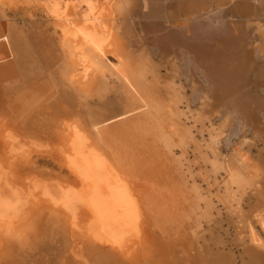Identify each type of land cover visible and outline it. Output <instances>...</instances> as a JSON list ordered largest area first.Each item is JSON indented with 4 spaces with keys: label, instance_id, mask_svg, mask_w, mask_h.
I'll use <instances>...</instances> for the list:
<instances>
[{
    "label": "bare ground",
    "instance_id": "bare-ground-1",
    "mask_svg": "<svg viewBox=\"0 0 264 264\" xmlns=\"http://www.w3.org/2000/svg\"><path fill=\"white\" fill-rule=\"evenodd\" d=\"M255 2L107 0L100 7L99 19L93 21L96 31L105 30L106 37L109 35L104 45L92 38L79 45L78 20L60 23L64 32L68 29L77 38L73 40V35H67L60 46L48 37L46 28L38 27L36 31L33 26L36 31L33 39H38L39 54H43L47 70H40L41 73L32 70V74L21 70L10 47L12 42L6 36L8 31L0 21V82H7V87L20 93L16 102L0 104V142L19 137L30 121V110L35 109L46 117L48 126L56 125L54 130H65L62 126L65 123L90 141L84 151L90 168L86 161H79V147L73 163L85 176L86 183L82 182V188L77 189L71 185L55 189L65 198L68 210L77 209L74 215L57 206L47 209L35 203L32 211L26 210L20 218L11 214L16 207L9 202L0 205V237H9L0 243L1 252L8 254L6 244L11 240L27 243L30 232H25L32 229L33 236L40 223L52 225V231L59 230L63 239L68 236L66 231L71 224L70 239L62 241V264H261L257 250L241 255L238 262L232 248L214 250L209 246L210 243L224 246L226 238L219 229L225 222L236 226L243 222L239 227L241 234L249 219L251 224L254 222L241 207L233 213L234 205L249 197L250 191L258 198L254 218L264 225V88H259L264 87V22L260 21L264 3L259 7ZM141 7L144 10L138 13ZM3 11L0 8V19L5 17ZM230 14L244 18H228ZM107 18L116 20L108 29L103 25ZM78 47L85 53L80 60L94 71L86 82L74 72L81 53ZM109 54L117 62L111 61ZM33 61L32 64L40 63ZM251 71L256 74L257 87H253L259 90L248 88ZM57 72L59 76L53 77ZM39 75L46 77L42 79ZM58 80H69L76 89L84 90L79 97L81 101L92 90L94 95L113 93L119 105L105 112L98 108L85 110L84 106V112L59 107L55 116L56 111L51 113V108L57 100L56 88L61 84ZM14 124L20 129L14 128ZM222 146L229 151L225 153ZM253 147L257 153L251 158L248 152ZM95 177L116 192H132L136 196L135 215L139 220L132 226L138 231L128 234L125 214H129L115 205L111 209L108 205L102 207L99 209L102 215L92 217L91 211L98 207H88L82 199L89 189L100 188ZM1 198L2 193L0 201ZM80 200L84 209H78ZM84 211L89 220L79 223ZM251 226L250 238L257 240L255 225ZM13 229L18 230L13 233ZM205 236L206 241L199 244ZM23 238L24 243L20 240ZM239 242L246 245L245 240Z\"/></svg>",
    "mask_w": 264,
    "mask_h": 264
},
{
    "label": "rangeland",
    "instance_id": "rangeland-1",
    "mask_svg": "<svg viewBox=\"0 0 264 264\" xmlns=\"http://www.w3.org/2000/svg\"><path fill=\"white\" fill-rule=\"evenodd\" d=\"M106 3H107V0H0V8H2L4 10L3 13H5L4 14L5 17L3 19L1 17L0 21H2V23L4 24L6 31H8L6 36L8 37L9 42H12V43H10V45H11L10 47L12 48V50H14L13 53L16 54L15 57H16L18 64H20V66L22 67L21 70L30 72L31 74H32V70L36 73H41V71L46 72V70H47L46 69L47 66H44V64L46 62L43 58L44 56L41 53L39 54L38 39H37V37H36V39H33L36 36V31H37L38 27L43 26L44 28H46L48 37H50V38L52 37V39H55L56 43H58V46H60L62 43V41H61L62 39L64 40V38H66L67 35L69 37H71V35H73V33L69 34L68 29H65V32H64L63 29L60 27V23L65 21L67 24H69L70 19H74L75 21L78 20L80 22L79 26L81 29H80V31L76 32V35L79 36L78 39L75 38L76 37V36H74L75 34L73 35L72 39L73 40L77 39L79 42V45L89 42L90 38L99 42L101 45H104L105 43H107V41L109 39V35L106 37L105 30L103 31V30L99 29L96 31V29H95L96 27L94 26V22H93L94 20L99 19L100 7L102 5H106ZM263 3H264V0L263 1L262 0H260V1L256 0V2H255V4H257V5L259 4L258 5L259 7L261 5H263ZM142 10H144V9L141 7V9L139 10L138 13H140ZM260 12L261 13L263 12L262 13L263 15L260 17V21L264 22V11L260 10ZM230 15H228V18H232V19H235V18L239 19V17L241 16V15H234V14H230ZM232 15L234 18L232 17ZM241 17H243V16H241ZM241 17H240V19L244 18V17L243 18H241ZM64 18H66V19H64ZM41 21H42V24H41ZM44 23H46V24L44 25ZM115 23H116V20H114V19L111 20V19L107 18L106 22H104L103 25L105 28L108 29V27L110 28L111 25L114 26ZM39 24H41V25H39ZM56 24L58 26H55ZM33 26H34V29L36 28L35 29L36 31H34ZM50 32H52V33H50ZM67 32H68V34H67ZM141 33H143V32H141ZM21 41H23V42H21ZM36 44L38 45V47ZM78 50L77 51L81 52V53H80V55H78L79 58L77 59V64L75 65V69L76 68L77 69L74 70V72L79 73L81 81L86 82V81H88V79L92 78L94 71L91 67H89V65L86 61H84L83 59L80 60L81 59L80 57H82L81 55H83L84 50L80 47H78ZM40 55H42V56H40ZM108 57L111 61L117 62V59L114 57L113 54H109ZM32 60H34L33 62L36 61V62H40V63H38V64L33 63L32 64ZM70 62H71V64H74V63H72L73 61H70ZM42 63H43V65H41ZM163 71L165 72L166 68ZM72 72H73V70H72ZM39 76L42 79H43V77H46L43 75H39ZM58 76L59 75L57 72V73H54L53 77L57 78ZM248 78L250 80L248 88L251 89L252 91L259 90L256 88L257 85L254 84L255 78H256L255 72L251 71L248 75ZM59 81L60 80H58V82ZM1 82H0V104L4 103V102H7V103L16 102L17 97L20 93H15L14 88L11 89L10 87H7L5 85L7 82H5V81L2 83ZM59 83H61L60 87L58 86L59 88L58 89L56 88V94L58 92L57 100H56L57 104L55 101V103H54L55 106H53L51 108L52 109L51 113H53V111H56L55 116L58 115L57 110L59 107H62L64 109L68 108V109H71L72 111L75 110L73 112H78L80 110L84 112L85 110H88V108H90V109L91 108H98V109L102 110L103 112H105L106 110L107 111H109V110L111 111L112 109L114 110L119 105V102H116L117 98L115 97V95H113V93H109V94L107 93L104 95H100L101 93L98 92V93H95V95H94V91H92V90H90L88 92L86 91L88 93V97L87 96L84 97L83 101H81V100H79V97L82 96L81 94L83 93L84 90L80 91L77 88L78 91H74L76 89L75 84H72V82H70L69 80L68 81L64 80L63 82H59ZM70 84H72V85H70ZM253 85H255L256 87H253ZM76 86L78 87L77 84H76ZM259 88L262 90L264 87L261 88V86H260ZM97 94H99V95H97ZM77 100H79L78 103H77ZM80 101L82 104L80 103ZM61 103H63V104L60 105ZM79 105H82V107ZM83 106H84L85 110H83L84 109ZM30 113H31V115L29 117L30 121L27 123L28 125L23 126V130L21 131V134L19 137L12 139V141H10L8 138L4 137V139L6 138L8 140H1L2 142H0V143H2V144H0V155H1V157H0V160H1V162H0V195L2 193V196H4V198H1V199H3L2 200L3 204H2V201H0V205L4 206V204L6 205L9 202V205L16 207V208H14V210L12 211L11 214L16 215L18 217H20V216L23 217L24 214L26 212H28V211H26L28 209H30L32 211V205L35 203H39L42 205L41 206L42 208L45 207L47 209H50L52 206H57V207H59V209H61V208H63V210L66 209L65 212L67 214L69 213L71 215L72 214L74 215L73 211L77 210V209L75 208L73 211L68 210V207L65 205V198H63V197H61V195L57 194L56 190L60 189L59 185L67 186V187H68V185H71V187H73V188L76 187V189L80 188V187L82 188V186H83L82 182H85V181H83L85 176L83 175L82 172H80V170H78V168L76 169L74 167V164H73L74 159H75L74 154L76 152V149L78 150V147H79L80 151H81L79 154L77 153L79 161L81 163H84L86 161L87 168H90L89 159L85 157V153H84V151L87 150L85 146L87 144H89L90 141L88 139L86 140L83 138V136H85V135L82 132L74 131L73 129H71L70 126H66L65 123L62 125L65 128V130H62V131L59 129L54 130L56 125H53V123H52V125L48 126L47 125L48 120L46 121V119H45L46 117L43 116L41 114V111H39L38 109L37 110L36 109L30 110ZM6 118H7V116H6ZM71 119L73 120V118H71ZM72 120H70V121H72ZM49 121H51V120H49ZM86 123H87V120H86L85 124ZM66 124H68V123H66ZM16 127H18V126L14 124V128H16ZM18 129H20V127H18ZM58 131H60V132H58ZM59 133H60V135H59ZM88 133H90V132H88ZM225 134L226 133H224L223 135H225ZM62 135H63V137H62ZM7 141H9V142H7ZM230 145H232V143ZM259 146H262V144L260 143ZM235 148H237V147L235 146ZM222 150L224 152L226 151L225 153H227L229 151L228 149H226V147H223V146H222ZM256 153H257L256 147H253V150L251 153L248 152V154L251 156V158H253L255 156L254 154H256ZM14 160H16V161H14ZM12 162H13V164H12ZM18 163H19V165H17ZM88 165H89V167H88ZM71 167H73V168H71ZM13 170L15 173L13 172ZM75 171H77V172H75ZM13 173L15 176L13 175ZM16 173L18 175H16ZM74 173H76L77 175L79 174L81 176H79V175L77 176ZM83 176H84V178H83ZM40 177H41V179H39ZM76 177H77V180H76ZM42 178H44V179H42ZM95 178H96L95 183L100 184V188L93 187V188L89 189L88 193L86 195H84L85 196L84 199H82L83 202H86L85 204H87L88 207H89V205H90V207L91 206L92 207H94V206L98 207L97 210L91 211L92 217H94V216L96 217L97 214L102 215V212L99 210L102 207H107V205H108L109 208L111 209V208H113V205H115L116 209L121 210V211L129 214V215L125 214L126 216H128V220L126 221V225L128 224L127 225L128 227L127 226L125 227L126 228L125 230H127L128 234L130 235V234H133L134 231H138L139 229L137 230L136 227L132 226L136 221L139 220V219H137V216L135 215V213L137 212L135 204H138V199L136 198V196L134 194H132V192H130V194L129 193L125 194V192H123V193L122 192H116L111 187H109L106 183L103 184L100 177H95ZM30 179H32V180H30ZM78 179H79V181H78ZM91 179L94 180L93 178H91ZM43 180H45V181H43ZM54 180H55V182H54ZM38 181H41L43 184L41 185V182L39 183ZM61 182H63V183H61ZM34 184H36L37 188ZM37 184L39 185V188H38ZM49 184L51 186H54V187L51 188V186ZM40 185H41V189H40ZM46 186H50V189H49V187L47 189ZM3 187H5V189ZM11 187H12V189H11ZM39 189H40V192H39ZM61 189H62L61 191L63 192L64 189L63 188H61ZM30 191H31V193H30ZM47 191H49L51 193H49V192L47 193ZM17 192L19 194L18 196H17ZM45 192L47 193L46 196H45ZM141 192H143V191H140V193ZM52 193H53V195H51ZM144 193H146V190L144 191ZM251 193L253 194L254 191H250L249 197H246V199H240L238 201L239 203L237 202L234 205L235 210L233 211V213L236 214V211L238 212V208L241 207L243 209V211L246 212L248 214V216L251 217V219H253L255 222V220L257 221V219L254 218V215H255V213H257L256 209L258 208V206H257L256 202L258 201V198L255 196V193H254V197ZM29 198L31 199L30 200L31 204L29 203ZM32 198L36 201H33ZM54 201L55 202L57 201L56 202L57 204L54 203ZM82 201L80 200V204H78V209H84ZM255 203H256V205H254ZM49 206H50V208H49ZM252 207L254 208V210ZM46 213L48 214V212H46ZM84 213L85 214H83V216H82L83 219L78 220L79 223L80 222L83 223V221L88 222L89 215L86 213V211H84ZM241 213H242V211L239 212V214H241ZM86 215L88 218L86 217V221H85L84 218ZM137 215H139V214L137 213ZM18 217H17V219L19 220ZM140 219H141V217H140ZM30 220H32V219H30ZM72 220H73V218H72ZM248 222H249V225H247L248 223L246 221L247 227L244 229V231L242 233L243 235L241 233H239V231H240L239 227H240V225L243 224V222L242 223L240 222L237 226L233 225V224L229 225L227 222H225L223 224L222 228L219 229L220 232H219V230H217L220 233V235H222L224 238H226L225 239L226 242H225L224 246L223 245H214L213 243L212 244L210 243L209 246L211 248H213L214 250H221V249L228 250L229 248H232V250L235 253V256L237 257L238 262L241 260L240 258L243 257L241 255L247 256L248 254H246V253L247 252L249 253L250 250L254 249V251L257 250L256 251L257 253L259 252V255L262 258L261 264H264V260H263L264 259V257H263L264 256L263 255L264 254V247H263L264 245H262L264 243L261 244V242H264V225L262 222L259 223V221H257L256 223H254V222L252 223L253 226L255 225L254 230L258 233L259 237H261V241H260L259 237H258L259 240L258 239L253 240L250 238L251 237L250 232L252 231L251 230L252 224L250 223V219L248 220ZM26 223L28 224L29 220ZM51 226H49L47 223H40L39 228L40 227L41 228L40 229L38 228L33 233V236H32V231H31L32 229L29 231H26L25 232L26 234H28V232H30L29 233L30 236L33 237V239H32V237L28 236L29 238L26 241L27 243H24L25 238L20 239L22 241V243H24V244L18 243L17 241L12 242V240H11V242H8V244H6L8 249H9L8 254L9 255L11 254V255L9 257V255L7 253H5L4 251L1 252V249H0V259H1L0 264H62L61 263V260H62L61 252L63 250L64 243H66V241L68 242V240L70 239L69 229H70L71 224H68L69 229L67 227V231H66L68 233V236L66 234V238L64 237V239H63V236H61L59 230L58 231L57 230L52 231L53 226L52 227ZM43 228L45 230H43ZM18 229H13V230H11V232L14 233ZM19 230H21V229H19ZM25 233L23 235L24 237L26 236ZM239 235L241 236V238ZM244 235H246V236H244ZM242 236H243V238L244 237H246V238L242 239ZM4 238H6V237H4ZM4 238L0 237V243L9 239V237L6 239H4ZM248 238L253 240V245L251 244L252 241ZM1 239H4V240H1ZM237 239H239V241L245 240L246 245L243 246L239 241H237ZM33 241H34V243H32ZM205 241H206V236L201 237L199 244L202 245V243ZM230 244H232V245H230ZM255 244L258 246H256ZM222 246L224 248H222ZM259 246H260V249H259ZM257 247H258V249H257ZM67 252H68V254L70 253L69 251H67ZM260 252H262V253H260ZM192 253H195V250L192 251ZM7 255L10 259L7 257ZM1 256H2V258H1ZM5 258L7 259L6 262L3 260Z\"/></svg>",
    "mask_w": 264,
    "mask_h": 264
}]
</instances>
